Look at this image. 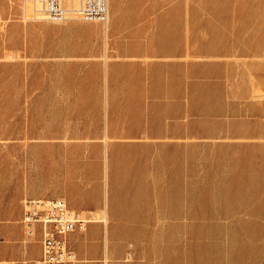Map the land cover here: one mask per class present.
I'll list each match as a JSON object with an SVG mask.
<instances>
[{
  "label": "rangeland",
  "instance_id": "obj_1",
  "mask_svg": "<svg viewBox=\"0 0 264 264\" xmlns=\"http://www.w3.org/2000/svg\"><path fill=\"white\" fill-rule=\"evenodd\" d=\"M108 7L0 0V244H38L23 203L59 197L99 264H264V0Z\"/></svg>",
  "mask_w": 264,
  "mask_h": 264
},
{
  "label": "built area",
  "instance_id": "obj_2",
  "mask_svg": "<svg viewBox=\"0 0 264 264\" xmlns=\"http://www.w3.org/2000/svg\"><path fill=\"white\" fill-rule=\"evenodd\" d=\"M43 18L64 22L70 18L84 22H107L108 0H80L69 9L64 0H36ZM72 14V15H70ZM91 217V215H90ZM82 212L71 208L63 198H28L23 203L21 222L29 237L37 234L40 227L42 253L31 264H75L76 259L67 242V235L91 221ZM0 264H25L9 260Z\"/></svg>",
  "mask_w": 264,
  "mask_h": 264
},
{
  "label": "crops",
  "instance_id": "obj_3",
  "mask_svg": "<svg viewBox=\"0 0 264 264\" xmlns=\"http://www.w3.org/2000/svg\"><path fill=\"white\" fill-rule=\"evenodd\" d=\"M67 56H68L67 54H59V57H62L61 59H63V61L61 63L67 62V59H68ZM101 216H105L107 218L106 213L102 212V211H101ZM103 222H104V224H106L107 220H103ZM99 229H100L99 224L92 223V224L88 225V229H87V232H86L84 239L91 238V240L86 241L85 250H82V248H81V240L83 239L82 236H78L75 233H69L67 235L66 238H67L68 243H69V241H74V242L78 241V243H76L77 244L76 250H77L78 256L80 257V263L79 264H99L98 262H96V260H98L100 257L99 255L102 252L101 251L102 246H101L100 242L93 240V238L97 235ZM165 230H168V228H165L162 231H165ZM126 231H134V230H130V229L124 230V232H126ZM37 236L39 238V243L38 244L31 243L24 250H22L19 247V245H17L13 241L0 244V246L4 249V251L0 255V259H2L4 261L10 260V259H15L19 263H22V262L26 263V262H29L31 260L39 258L41 256V253H42L40 227H37ZM84 260H86V262Z\"/></svg>",
  "mask_w": 264,
  "mask_h": 264
},
{
  "label": "bare ground",
  "instance_id": "obj_4",
  "mask_svg": "<svg viewBox=\"0 0 264 264\" xmlns=\"http://www.w3.org/2000/svg\"><path fill=\"white\" fill-rule=\"evenodd\" d=\"M65 1V0H64ZM72 0H70V2H71ZM75 8V7H74ZM74 8H71V9H74ZM54 22V21H53Z\"/></svg>",
  "mask_w": 264,
  "mask_h": 264
}]
</instances>
